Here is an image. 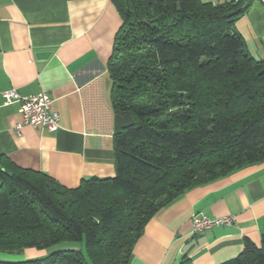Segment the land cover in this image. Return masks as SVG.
<instances>
[{"label": "trees", "instance_id": "1", "mask_svg": "<svg viewBox=\"0 0 264 264\" xmlns=\"http://www.w3.org/2000/svg\"><path fill=\"white\" fill-rule=\"evenodd\" d=\"M110 1L121 19L107 62L111 108L131 118L113 135L114 176L67 188L0 157V252L63 242L84 251L0 264H129L162 208L264 163V59L233 29L243 2ZM221 264H264V238L244 239Z\"/></svg>", "mask_w": 264, "mask_h": 264}, {"label": "crops", "instance_id": "2", "mask_svg": "<svg viewBox=\"0 0 264 264\" xmlns=\"http://www.w3.org/2000/svg\"><path fill=\"white\" fill-rule=\"evenodd\" d=\"M243 2L233 29L256 59H264V4ZM120 16L110 0H0V157L18 168L42 172L67 188L84 179L114 176L113 135L131 122L114 113L107 62ZM21 96L47 93L59 128L16 125L17 103L7 105L5 90ZM3 160V161H5ZM2 161H0V165ZM229 218L193 233L191 217ZM264 238V163L236 170L195 187L162 208L146 224L129 264H221L238 256L243 240L260 246ZM47 250L0 252V261L28 260ZM46 256V255H45Z\"/></svg>", "mask_w": 264, "mask_h": 264}, {"label": "built area", "instance_id": "3", "mask_svg": "<svg viewBox=\"0 0 264 264\" xmlns=\"http://www.w3.org/2000/svg\"><path fill=\"white\" fill-rule=\"evenodd\" d=\"M264 4V0H260ZM5 104L19 105L21 122L16 125V131L22 125L42 127L49 132H55L59 128V115L52 110V99L47 93L41 92L29 96H21L16 89L5 90L2 93ZM229 218L210 219L203 214H194L191 217L193 233L208 230L216 225L229 224Z\"/></svg>", "mask_w": 264, "mask_h": 264}, {"label": "rangeland", "instance_id": "4", "mask_svg": "<svg viewBox=\"0 0 264 264\" xmlns=\"http://www.w3.org/2000/svg\"><path fill=\"white\" fill-rule=\"evenodd\" d=\"M81 249L82 251H84V245L83 242H63L57 245H54L53 247H50L48 249H44L47 250L45 255H49L54 251H59V250H79ZM3 253V252H2ZM45 255L43 256H33V258L30 259H37V258H44ZM6 256H17L15 254H7ZM5 262H20V261H25V260H10V261H6Z\"/></svg>", "mask_w": 264, "mask_h": 264}]
</instances>
